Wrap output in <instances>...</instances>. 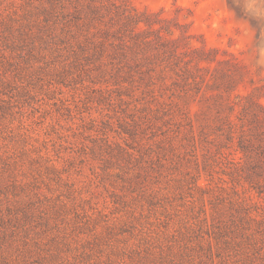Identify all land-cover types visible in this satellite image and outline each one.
<instances>
[{
	"label": "rangeland",
	"instance_id": "1",
	"mask_svg": "<svg viewBox=\"0 0 264 264\" xmlns=\"http://www.w3.org/2000/svg\"><path fill=\"white\" fill-rule=\"evenodd\" d=\"M106 2L178 65L0 0V264H264V0Z\"/></svg>",
	"mask_w": 264,
	"mask_h": 264
},
{
	"label": "trees",
	"instance_id": "2",
	"mask_svg": "<svg viewBox=\"0 0 264 264\" xmlns=\"http://www.w3.org/2000/svg\"><path fill=\"white\" fill-rule=\"evenodd\" d=\"M39 1L41 6L37 16L47 32L60 30V34L64 37L80 33L85 36L86 40H89L87 35L92 33L99 39L94 47L96 52L99 51L100 54L104 52L107 44L110 45L113 50L110 56L119 64H127L126 61L130 59L134 60L135 67H139L142 63L136 58L142 53L148 63L147 70L153 71L155 62L150 55L146 54L147 50L152 49L154 50L152 56L178 65L176 39L166 38L163 34L156 33L155 29L148 31L143 28V24L150 26L156 22L139 15L133 6L126 4L122 7L117 2H106V0ZM112 12L123 20V25L114 30H111L115 20ZM108 25L110 27H107Z\"/></svg>",
	"mask_w": 264,
	"mask_h": 264
}]
</instances>
